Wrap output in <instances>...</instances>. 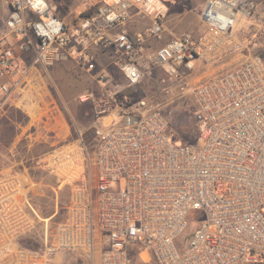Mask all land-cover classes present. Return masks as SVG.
I'll return each instance as SVG.
<instances>
[{
    "label": "built area",
    "instance_id": "1",
    "mask_svg": "<svg viewBox=\"0 0 264 264\" xmlns=\"http://www.w3.org/2000/svg\"><path fill=\"white\" fill-rule=\"evenodd\" d=\"M8 2L0 77L24 78L19 57L29 51L46 66L73 60L113 85L79 96L102 116L119 91L160 75L173 99L193 98L200 140L172 144L165 104L127 97L121 119L99 129L92 149L80 135L38 157L36 170L56 186L29 170L0 173V264H62L70 253L92 264H264V57L240 33L245 25L264 30V0H204V29L167 41L164 0H99L72 22L48 0ZM93 49L110 55L123 85ZM12 87L0 83V95ZM49 187L57 200L44 217L36 198ZM62 189L69 199L53 221ZM194 210L205 218L182 241ZM26 235L36 236L37 249L19 244Z\"/></svg>",
    "mask_w": 264,
    "mask_h": 264
},
{
    "label": "rangeland",
    "instance_id": "2",
    "mask_svg": "<svg viewBox=\"0 0 264 264\" xmlns=\"http://www.w3.org/2000/svg\"><path fill=\"white\" fill-rule=\"evenodd\" d=\"M98 1L50 0L49 2L56 6L54 11L56 15L70 22L79 12H84L90 4H96ZM164 1L169 8L168 14L165 17V22L167 23L165 41L176 34L196 32L204 27V23L199 16V10L204 0ZM180 13L184 14L183 17L187 21L180 19ZM148 22V19L140 20L139 26L142 28L146 27ZM240 33L244 43H250V50L264 57V30L260 27L245 25L240 28ZM248 53L249 50H244L237 54L234 60L230 61L228 59L226 63L237 62ZM78 68L81 69L79 66ZM221 68L219 66L216 70L219 71ZM81 70L83 74L77 72L73 75L74 79L70 77L55 79L53 84H51L53 92L58 95L62 91H65L70 96L76 95L81 89L82 91L88 89L95 96L100 95L101 87L94 76L83 69ZM70 71L75 72V69L70 67ZM113 74L115 76V82L119 83V70L117 72L113 71ZM160 79V75H157L145 79L140 84L135 85L134 88L130 87L128 92L132 101L155 95L157 101L165 104L164 111L168 115L170 123L169 137L171 143L176 146L198 143L200 140V130L194 114L197 108L196 103L190 95L173 99L171 93L168 94L165 92L166 84ZM58 98V103L64 111L63 119L66 118L69 123L72 135L74 137L81 135L89 148L92 149L97 140L99 129L104 128L102 126L103 118L98 114L100 107L93 101L81 102L79 98L74 101H65L61 100V96ZM38 131L37 127L29 124V118L25 113L0 112V173L10 169L17 171L27 169L31 173H35L38 157L53 146L51 138L48 137L53 133L47 132V137H44L46 133L41 130ZM40 177L50 186L57 185L52 176L41 173ZM68 199V190H58L59 215L53 218V221L58 220L62 216ZM56 200L57 194L50 187L46 189L44 197L36 198V202L40 206L41 213L44 217L51 215L55 211ZM204 218V211H191L187 217L188 228L180 239L182 241L187 239L189 234L202 223ZM135 262V264H155L153 260L149 263H143L138 260ZM62 264L92 263L91 260H88L81 254L70 253L64 257ZM94 264H97V261Z\"/></svg>",
    "mask_w": 264,
    "mask_h": 264
},
{
    "label": "crops",
    "instance_id": "3",
    "mask_svg": "<svg viewBox=\"0 0 264 264\" xmlns=\"http://www.w3.org/2000/svg\"><path fill=\"white\" fill-rule=\"evenodd\" d=\"M8 9V0H0V32L3 29V21L8 14ZM80 13L81 12L74 16L75 18L72 19V21H74L80 15ZM183 16L184 14L180 13V19H184ZM93 51L98 66L105 67L115 80L113 71L117 72L118 69L111 63L110 55L96 49H93ZM34 55L35 54L33 51L20 54V66L27 69V73L24 78L18 80V77H0V83H7L8 85L13 86L12 92L10 94L0 95V112L25 113L29 118L30 125H34L39 131L41 130L42 132L46 133L44 137H47L49 132L53 133L48 136L51 138L52 145L65 142L69 139L77 138L72 135L70 125L66 118L63 119L64 111L62 110L61 105L58 103V97L61 96V100L74 101L79 98L81 94L88 91L90 92V90L85 89L82 91L81 89V91L79 90L76 95L70 96L67 95L65 91H62V93L57 95L53 92L51 84H53L55 79H59L60 77H70L74 79L73 75H75L77 72L83 74L82 70L76 66L77 64H75L73 60H63L52 66L36 63L33 61ZM70 67H73L75 72L70 71ZM124 83L125 79L122 73L119 71V84L123 85ZM99 85L101 87V94L97 97L103 95L109 86V84L104 86L100 83ZM112 86L113 85H110L109 87ZM131 88H134V86ZM128 89L130 90V87L119 91L116 95H114L113 98L108 100V111L102 115L103 127H107L121 119L122 112L120 109L123 99L127 97L131 99ZM83 131H85V129H83Z\"/></svg>",
    "mask_w": 264,
    "mask_h": 264
},
{
    "label": "trees",
    "instance_id": "4",
    "mask_svg": "<svg viewBox=\"0 0 264 264\" xmlns=\"http://www.w3.org/2000/svg\"><path fill=\"white\" fill-rule=\"evenodd\" d=\"M60 17V16H59ZM62 18V17H61ZM63 19V18H62ZM201 29H204L201 28ZM33 175L38 178L41 175V171L36 170L35 173H33ZM19 244L23 247H27V248H32V249H37L39 244H38V240L37 238H35L34 235H26L20 238L19 240Z\"/></svg>",
    "mask_w": 264,
    "mask_h": 264
}]
</instances>
